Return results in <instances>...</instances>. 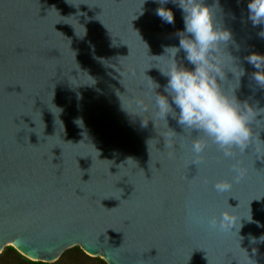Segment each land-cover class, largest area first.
I'll return each mask as SVG.
<instances>
[{
  "label": "water",
  "instance_id": "1",
  "mask_svg": "<svg viewBox=\"0 0 264 264\" xmlns=\"http://www.w3.org/2000/svg\"><path fill=\"white\" fill-rule=\"evenodd\" d=\"M247 3L219 0L213 10L239 45L223 52L236 73L223 86L264 110V88L244 60L264 54ZM159 6L0 0V256L13 248L28 264H60L76 252L100 264H264V242L249 240L264 235V118L252 122L243 152L225 158L202 137L206 147L192 163L198 133L171 115L166 122L149 99L151 78L165 94L162 46L178 44L183 29L171 0L163 7L174 25L155 14ZM134 96L149 111L130 103ZM237 162L245 177L217 193L214 183L231 182ZM225 209L243 225L239 232L207 227Z\"/></svg>",
  "mask_w": 264,
  "mask_h": 264
},
{
  "label": "clouds",
  "instance_id": "2",
  "mask_svg": "<svg viewBox=\"0 0 264 264\" xmlns=\"http://www.w3.org/2000/svg\"><path fill=\"white\" fill-rule=\"evenodd\" d=\"M168 2L158 0L161 6L156 8L155 14L165 23L174 25L173 12L163 7ZM171 2L181 11L183 29L176 32L178 44L162 46V55H167L168 65L167 70H158L167 79L165 94L155 91L160 85L151 78V105L156 115L166 122V117L171 115L184 130L198 133L192 139L191 150L197 158L192 163L199 162L206 147V140L202 137L215 143L224 157L231 159L235 156L234 149L243 152L247 148L252 135L251 124L257 118H264V110L254 107L247 100L240 101L235 88L229 93L223 86L228 72L236 74L226 67L223 52L230 43L239 51V45L233 40L231 30L215 19L213 10L220 8L219 0H213L212 4L206 3V0ZM247 13L253 27L261 26L257 35L264 38V0H248ZM181 52L183 58L178 60ZM228 56L233 58V68L239 71V78L243 77L245 69L235 64L236 57L230 52ZM244 60L255 69L251 79L264 88V54L250 52ZM185 61L191 68L185 65ZM130 103L143 112L149 111V104L142 96L132 97ZM147 122H142V126L146 127ZM232 172L231 182L217 180L214 183L217 193L229 192L233 183H239L246 175V169L238 162L233 164ZM247 221L261 226L251 217ZM206 224L208 228L221 232L233 229L239 232L243 226L240 223L237 228V217L228 209L222 211L219 217L213 215L207 218ZM249 240L250 243L264 242V235L258 238L249 235Z\"/></svg>",
  "mask_w": 264,
  "mask_h": 264
},
{
  "label": "trees",
  "instance_id": "3",
  "mask_svg": "<svg viewBox=\"0 0 264 264\" xmlns=\"http://www.w3.org/2000/svg\"><path fill=\"white\" fill-rule=\"evenodd\" d=\"M76 262L75 264H81L82 261L89 259L88 256L76 252L72 255ZM0 264H28L13 248L0 256ZM100 264V263H99Z\"/></svg>",
  "mask_w": 264,
  "mask_h": 264
},
{
  "label": "rangeland",
  "instance_id": "4",
  "mask_svg": "<svg viewBox=\"0 0 264 264\" xmlns=\"http://www.w3.org/2000/svg\"><path fill=\"white\" fill-rule=\"evenodd\" d=\"M75 262H76V259L73 256H70L69 258L61 262L60 264H75ZM81 264H99V263L89 258L86 261H82Z\"/></svg>",
  "mask_w": 264,
  "mask_h": 264
}]
</instances>
